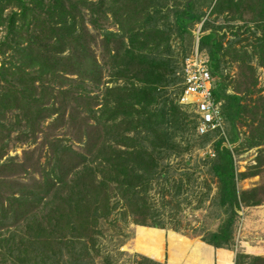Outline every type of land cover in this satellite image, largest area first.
Wrapping results in <instances>:
<instances>
[{"label":"trees","instance_id":"obj_1","mask_svg":"<svg viewBox=\"0 0 264 264\" xmlns=\"http://www.w3.org/2000/svg\"><path fill=\"white\" fill-rule=\"evenodd\" d=\"M199 1L0 0V264H115L99 245L103 223L131 218L165 229L186 187L171 182L167 161L207 147L214 156L202 160L205 185L208 193L216 185L220 223L201 241L232 252L239 212L264 204V96L253 64L264 68V0L205 4L212 16L249 17L252 26L238 29L252 43L239 48L241 40L224 46L222 26L203 21ZM196 47L211 71L223 133L198 135L196 115L179 103L184 61ZM12 142L29 145L9 157ZM252 148L257 164L237 172L235 154ZM256 176L262 184L238 189ZM235 264L264 258L238 254Z\"/></svg>","mask_w":264,"mask_h":264},{"label":"rangeland","instance_id":"obj_2","mask_svg":"<svg viewBox=\"0 0 264 264\" xmlns=\"http://www.w3.org/2000/svg\"><path fill=\"white\" fill-rule=\"evenodd\" d=\"M217 1L211 0L210 2L209 0V5L214 6ZM206 3H208V0H200L197 5H201L203 10L200 7H196V9L206 12L203 21L217 19L216 24L222 26L220 34L225 37L223 39L224 46H228V43L233 40H241L237 48L252 43L250 35L245 33L243 28L238 29L241 26H252L248 21L249 17L246 16L247 23H245L231 19L230 15L224 17L212 16L210 8L205 5ZM8 13L9 9L5 14ZM196 28L199 31L201 25H197ZM110 30L116 31L117 28L113 26ZM236 31L239 33L238 37L233 35ZM4 33V31H0V43ZM171 42L175 51H178L180 48L177 37L172 39ZM230 58L231 54L226 57L225 61L228 63ZM1 60L2 57L0 56V65ZM253 64L257 68L255 90L264 96V68L258 66L256 61ZM237 73L236 65L226 69V74L231 78V81L236 78ZM107 77L108 73H105V78ZM230 90L233 89L230 87ZM189 110L191 111L190 108ZM242 130H246V128L243 127ZM28 145L12 142L8 149V156L20 157L22 150L26 149ZM205 155V150H200L184 155L182 158L170 157L167 161L170 164L171 182L174 181L178 184V180L182 179L186 187L183 189V195L179 197L180 203H178L179 208L176 209L177 214H172L173 217L165 220L168 224L165 229L142 228L135 225L131 218H126L125 221L120 219L116 222L110 219L103 223L104 234L99 242L102 253H110L115 264H136L135 262L141 258H147L157 264H212V260L214 264H222L221 260L223 258L229 260L230 263L234 262L238 254L264 258V204L243 208L239 212L234 231L236 241L232 252L211 251L201 241L205 233L214 230L220 223V218H217V214L212 209L216 185L211 184L209 193L208 187L206 188L205 185V182L211 180L208 168L202 164ZM258 156L259 148L243 149L242 152L236 153L235 165L237 172H249V169L257 164ZM185 162L189 164V169L185 167ZM262 183L261 176L246 178L239 181L238 189L240 191L250 190ZM169 207H173V203ZM174 227H177L178 231H175ZM118 231L123 233L118 234ZM245 245L252 247V253L246 249ZM260 249L262 251H259ZM97 260L96 263L100 264L101 258Z\"/></svg>","mask_w":264,"mask_h":264},{"label":"built area","instance_id":"obj_3","mask_svg":"<svg viewBox=\"0 0 264 264\" xmlns=\"http://www.w3.org/2000/svg\"><path fill=\"white\" fill-rule=\"evenodd\" d=\"M184 91L179 103L188 106L196 115V132L204 135L220 130L224 132V117L219 103L213 94L214 81L207 60L199 53L187 57L183 65ZM205 154L214 156V151L207 147Z\"/></svg>","mask_w":264,"mask_h":264},{"label":"crops","instance_id":"obj_4","mask_svg":"<svg viewBox=\"0 0 264 264\" xmlns=\"http://www.w3.org/2000/svg\"><path fill=\"white\" fill-rule=\"evenodd\" d=\"M196 49H198V48L196 47ZM207 247H208V249H211V251H214V250H215L213 247H210V246H207ZM251 253H252V252H251ZM255 254H258V253H255ZM227 259H229V258H227ZM223 261H224V262H223ZM221 262H222V264H235V259H234V262L232 261V262L230 263L229 260H226L225 258H223V259L221 260ZM212 264H214L213 260H212Z\"/></svg>","mask_w":264,"mask_h":264},{"label":"bare ground","instance_id":"obj_5","mask_svg":"<svg viewBox=\"0 0 264 264\" xmlns=\"http://www.w3.org/2000/svg\"><path fill=\"white\" fill-rule=\"evenodd\" d=\"M245 247H246V249H247L248 251H250V252L253 250L251 246L245 245ZM259 251H262V250L260 249ZM223 262H224V261H223Z\"/></svg>","mask_w":264,"mask_h":264}]
</instances>
